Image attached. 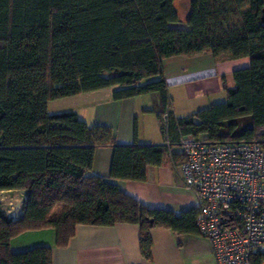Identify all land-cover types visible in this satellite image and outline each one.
<instances>
[{
	"label": "trees",
	"instance_id": "1",
	"mask_svg": "<svg viewBox=\"0 0 264 264\" xmlns=\"http://www.w3.org/2000/svg\"><path fill=\"white\" fill-rule=\"evenodd\" d=\"M264 0H189L187 27L174 0H0V189L26 192L24 211L9 217L0 203V264H51V249L13 252L9 240L52 227L65 246L76 224L139 226L150 258V228L197 233L196 207H147L91 173L96 146L110 145L109 177L143 181L160 165L166 143L118 144L110 127L90 126L76 112L49 113V100L104 87L113 99L157 92L168 106L165 59L209 52L247 56L223 84L226 99L185 116L168 109L163 141L191 134L210 141L256 140L264 147ZM155 75L157 78L145 80ZM251 264L264 263V250Z\"/></svg>",
	"mask_w": 264,
	"mask_h": 264
},
{
	"label": "crops",
	"instance_id": "2",
	"mask_svg": "<svg viewBox=\"0 0 264 264\" xmlns=\"http://www.w3.org/2000/svg\"><path fill=\"white\" fill-rule=\"evenodd\" d=\"M248 63L247 56L214 57L209 52L165 59L163 76L173 114L185 116L193 113V110L176 111L173 107L174 90L171 88L179 87L186 101L200 97L202 102L205 97L223 94V84L231 86L233 83L232 72ZM113 88L104 87L68 96L74 99V103L61 111L76 112L90 126L110 127L118 144L165 143L160 129L163 104L159 94L150 93V99L138 95L113 99ZM111 158L110 145L96 146L91 173L116 184L147 207L174 212L197 208L196 197L183 185L178 144H169L162 164L146 166V178L143 181L109 177ZM25 200V190L0 189L1 206L12 219L21 216ZM138 235L139 226L136 223H78L65 246L56 244V230L47 227L26 230L13 236L9 240V248L17 252L47 246L51 249V264H216L209 240L198 232L176 233L162 226L150 228V258L142 255Z\"/></svg>",
	"mask_w": 264,
	"mask_h": 264
},
{
	"label": "built area",
	"instance_id": "3",
	"mask_svg": "<svg viewBox=\"0 0 264 264\" xmlns=\"http://www.w3.org/2000/svg\"><path fill=\"white\" fill-rule=\"evenodd\" d=\"M170 103L161 114L165 124ZM178 146L183 185L197 199V232L209 240L216 264H251L264 250V147L191 134Z\"/></svg>",
	"mask_w": 264,
	"mask_h": 264
},
{
	"label": "rangeland",
	"instance_id": "4",
	"mask_svg": "<svg viewBox=\"0 0 264 264\" xmlns=\"http://www.w3.org/2000/svg\"><path fill=\"white\" fill-rule=\"evenodd\" d=\"M174 6L178 12L179 20H178V22L171 23L170 25L173 27L186 28L188 26L185 21H186V18L188 16V13H189V0H174ZM155 78H157V76L152 75V76L147 77L145 80H152ZM171 89L174 90V94H172L174 97L173 107L176 111L186 112L187 109L192 108L191 110H193V112H195L196 110H198L202 107H207V106H209L215 102H222L226 99V93L224 92L223 94L217 95L215 97H211V96L205 97V98H203L204 101H202V102H201L200 97H198L197 99H194L192 101H190V100L186 101L184 99L182 91L180 90L179 87H177V88L174 87ZM172 93H173V91H172ZM138 96L143 97V98L144 97L149 98L150 93H144V94H140ZM73 103H74V99L72 97H68V96L57 98V99H52V100H49L47 103V111L49 113L60 112L63 109L69 108V106H71V104H73ZM203 104H205V105L203 106ZM174 149H177V148L174 147Z\"/></svg>",
	"mask_w": 264,
	"mask_h": 264
},
{
	"label": "water",
	"instance_id": "5",
	"mask_svg": "<svg viewBox=\"0 0 264 264\" xmlns=\"http://www.w3.org/2000/svg\"><path fill=\"white\" fill-rule=\"evenodd\" d=\"M261 20L264 22V9H262Z\"/></svg>",
	"mask_w": 264,
	"mask_h": 264
}]
</instances>
